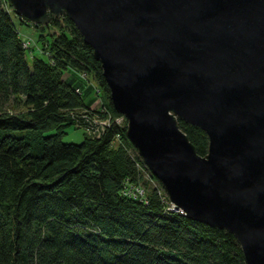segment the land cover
Listing matches in <instances>:
<instances>
[{
	"label": "trees",
	"instance_id": "1",
	"mask_svg": "<svg viewBox=\"0 0 264 264\" xmlns=\"http://www.w3.org/2000/svg\"><path fill=\"white\" fill-rule=\"evenodd\" d=\"M22 25L48 60L29 64ZM118 118L73 21L37 26L0 0V264H246L232 233L173 209ZM72 125L80 144L63 141ZM180 126L205 156L206 132Z\"/></svg>",
	"mask_w": 264,
	"mask_h": 264
},
{
	"label": "water",
	"instance_id": "2",
	"mask_svg": "<svg viewBox=\"0 0 264 264\" xmlns=\"http://www.w3.org/2000/svg\"><path fill=\"white\" fill-rule=\"evenodd\" d=\"M9 1L37 26L73 21L172 204L264 264V0ZM180 121L206 132L205 156Z\"/></svg>",
	"mask_w": 264,
	"mask_h": 264
},
{
	"label": "rangeland",
	"instance_id": "3",
	"mask_svg": "<svg viewBox=\"0 0 264 264\" xmlns=\"http://www.w3.org/2000/svg\"><path fill=\"white\" fill-rule=\"evenodd\" d=\"M19 30H20V35L22 38L25 36H28V39L31 42H33V44H34L33 48L28 49L27 53H26V57H27L29 64L32 65L34 56H37V57L42 58L44 60H48V56L46 54H44L40 49L42 44L39 45L36 43L37 38L40 35V33L42 32V30L40 28L35 29V28L29 27L27 25L19 26ZM54 32L57 33V30ZM48 38L51 41V37H48ZM101 101H102V97L100 98V102ZM97 103H99V102H97ZM84 139H85V133H84L83 128H76L73 125L66 128V135H64V138H63V141L65 143L80 144L84 141ZM146 177L149 180L151 179L148 175ZM155 184L156 183H153V186H155Z\"/></svg>",
	"mask_w": 264,
	"mask_h": 264
},
{
	"label": "built area",
	"instance_id": "4",
	"mask_svg": "<svg viewBox=\"0 0 264 264\" xmlns=\"http://www.w3.org/2000/svg\"><path fill=\"white\" fill-rule=\"evenodd\" d=\"M25 42V45L27 46V47H29V46H32V42L29 40V39H27V38H25V40H24ZM125 118V117H124ZM124 118H118L117 119V122H119V123H121L122 121H123V119ZM106 123H109V121H106V122H104L103 124H106ZM136 191H138V192H140V194H142L143 195V193H144V189L143 188H138V189H136L135 190V192ZM137 193V192H136ZM173 209H175V210H178V209H176V206L173 204ZM181 211V210H180ZM182 212V211H181ZM183 213V212H182Z\"/></svg>",
	"mask_w": 264,
	"mask_h": 264
}]
</instances>
